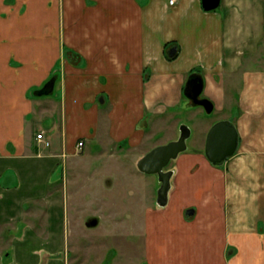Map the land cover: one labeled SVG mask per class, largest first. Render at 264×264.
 <instances>
[{
    "label": "crops",
    "instance_id": "crops-1",
    "mask_svg": "<svg viewBox=\"0 0 264 264\" xmlns=\"http://www.w3.org/2000/svg\"><path fill=\"white\" fill-rule=\"evenodd\" d=\"M193 73L222 112L215 122L238 133L234 155L209 170L227 208L216 195L211 211H152L138 233L144 264H264V0H220L209 11L201 0H0V264H70L68 237L49 227L58 197L39 191V178L57 183L86 142L101 153L152 138L186 102ZM158 187H148L153 199ZM44 216L48 246L38 244ZM103 218L87 216L96 225L84 227L97 231Z\"/></svg>",
    "mask_w": 264,
    "mask_h": 264
},
{
    "label": "rangeland",
    "instance_id": "rangeland-1",
    "mask_svg": "<svg viewBox=\"0 0 264 264\" xmlns=\"http://www.w3.org/2000/svg\"><path fill=\"white\" fill-rule=\"evenodd\" d=\"M170 112H173L171 118L164 120L159 129H153V132L159 131L149 140H144L140 146L130 149L124 145L121 149L114 146L109 148L112 152L104 149V152L96 153L94 144L86 142L83 154L63 161L64 170L59 169L56 175L59 177L61 174L62 178H58L57 183L44 186L43 178H39L38 190L46 194L54 193L58 197L57 203L54 202L55 207L52 203L50 206L49 227L50 230L64 234L65 239L68 237L65 253H69L70 264H144L143 235L138 233L143 231L146 217L148 225L152 211H165L158 213V216L175 217L178 211L186 213L187 210L195 208L206 212L215 209L213 200L216 195H221L222 201L223 190L220 189L221 185L216 187V191L213 189L210 178L214 175L209 172L212 164L207 161L203 151L188 153L203 149L206 129L222 117V112L214 108L212 113L206 114L200 107H192L188 99L182 106L172 107ZM155 117L153 116V119ZM177 124L178 127L187 126L191 135L186 141L187 149L168 164L173 174L170 178L167 203L161 207L156 204V199H153L148 188L152 189L157 185V175L141 173L136 167V162L144 154L140 153L141 148L149 151L175 140L179 135L175 127ZM200 156L208 163H201ZM110 180L111 187L107 183ZM259 204V201L253 202L247 210L257 211ZM223 205L222 201L221 209H226V205ZM36 208L41 210L40 205ZM95 213L104 215V222L97 231L95 228L84 227V219ZM46 217L42 219L43 227H39V236L42 237L38 244L48 246L50 235L43 232L48 221ZM175 219L176 222L172 226L178 227V219ZM157 221V224H160V219L157 218ZM28 222L33 223V219ZM159 226L164 227L163 224ZM196 227L198 226L193 224L194 230ZM108 231L111 234H107ZM158 231L164 232V229L159 227ZM158 236L162 234L159 233L156 237ZM162 237L158 239L159 243L164 240ZM173 241L178 242V236ZM5 251L9 252L10 249ZM3 252L4 250L0 251L1 256ZM64 254H56L53 257L62 259Z\"/></svg>",
    "mask_w": 264,
    "mask_h": 264
},
{
    "label": "water",
    "instance_id": "water-1",
    "mask_svg": "<svg viewBox=\"0 0 264 264\" xmlns=\"http://www.w3.org/2000/svg\"><path fill=\"white\" fill-rule=\"evenodd\" d=\"M220 0H201L202 8L206 11L214 10L218 7ZM175 49H170L168 56L172 58ZM53 80L48 82L38 95H47L52 91ZM203 89L202 77L198 74H190L184 89L183 95L190 101L192 107H202L206 114L213 111L212 103L200 97ZM190 136V129L185 125L179 126V136L166 144L156 146L142 155L136 162L137 169L147 175H157L159 187L157 190L156 204L164 206L167 202V195L170 188V178L172 170H166L171 160H174L180 153L184 152L186 140ZM238 145V133L234 124L229 120H219L212 124L208 129L204 143V156L213 166H221L227 159L236 152ZM186 216L193 214V209L186 211ZM96 225L95 219H88L86 227Z\"/></svg>",
    "mask_w": 264,
    "mask_h": 264
},
{
    "label": "built area",
    "instance_id": "built-area-1",
    "mask_svg": "<svg viewBox=\"0 0 264 264\" xmlns=\"http://www.w3.org/2000/svg\"><path fill=\"white\" fill-rule=\"evenodd\" d=\"M171 2H172V1H171ZM36 138L38 139L39 142H42V141H43V135H42L41 133L38 134ZM44 144H45L46 146H48L47 141H45ZM77 145H78V147H80V146H82V143L79 142Z\"/></svg>",
    "mask_w": 264,
    "mask_h": 264
},
{
    "label": "flooded vegetation",
    "instance_id": "flooded-vegetation-1",
    "mask_svg": "<svg viewBox=\"0 0 264 264\" xmlns=\"http://www.w3.org/2000/svg\"><path fill=\"white\" fill-rule=\"evenodd\" d=\"M200 97H202V96H200ZM198 107H199V106H198ZM200 108H202V107H200ZM202 109H203V108H202ZM177 129H178V133H179V127H177ZM190 133H191V131H190ZM178 136H179V135H178ZM178 136L176 137V139L178 138ZM189 137H190V136H189ZM176 139H175V140H176ZM186 141H187V140H186ZM166 170H172V169H171L170 167L167 166V167L165 168V171H166ZM155 199H157V194H156V198H155ZM155 202H156V200H155Z\"/></svg>",
    "mask_w": 264,
    "mask_h": 264
}]
</instances>
